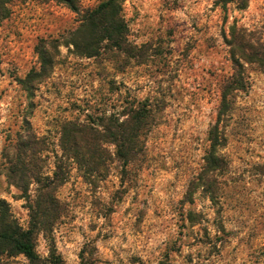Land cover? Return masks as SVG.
Masks as SVG:
<instances>
[{"label": "rangeland", "instance_id": "rangeland-1", "mask_svg": "<svg viewBox=\"0 0 264 264\" xmlns=\"http://www.w3.org/2000/svg\"><path fill=\"white\" fill-rule=\"evenodd\" d=\"M7 8L0 20V201L27 228L28 205L56 170L61 178L49 189L60 203L54 224L36 236L41 261L20 254L6 264H46L52 253L64 264H264V70L244 64L249 88L238 92L231 117L218 120L222 85L234 72L226 37L234 24L264 36V0H125L130 49L92 57L68 44L78 22L66 4L10 0ZM38 46L52 65L24 86L42 66ZM143 105L151 118L129 162L110 136L96 174L64 153L63 122L104 133V124ZM214 125L224 142L212 163ZM27 134L45 137L36 164L43 184L10 171L27 163Z\"/></svg>", "mask_w": 264, "mask_h": 264}, {"label": "trees", "instance_id": "trees-1", "mask_svg": "<svg viewBox=\"0 0 264 264\" xmlns=\"http://www.w3.org/2000/svg\"><path fill=\"white\" fill-rule=\"evenodd\" d=\"M9 1L0 0V20L8 14L7 4ZM59 1L77 14L78 23L68 33L70 36L68 44L73 46L77 54L92 57L101 54V51L107 48L124 52L130 49L129 27L123 8L125 0H103L94 7H83L80 0ZM54 42L56 39L49 40L51 46H54ZM226 43L234 63V72L222 85L221 103L218 109L219 121L231 117L238 92L246 91L249 88L244 64L254 65L256 68L264 70L263 32L249 30L234 24L230 28L229 36L226 37ZM38 53L42 65L40 71L32 70L26 79L22 80L24 86H27L32 79L43 77L52 65L51 56L43 46L40 48L38 46ZM125 114L127 118L116 125L104 124L106 128L104 133L95 127L75 120L63 122L60 145L64 153L68 158L81 164L82 168L84 167V173L96 174L105 167L107 150L103 147V140L110 136L118 147L119 156L126 163L129 162L135 155L143 130L151 118V113L147 106L143 105L133 107ZM209 139L212 148L210 151L211 162L213 163L216 148L224 142V136L220 133L218 125H214L210 129ZM44 141L45 137L26 135V139L21 144L26 148L22 155L27 163L24 161L22 166L14 165L10 170L16 177L18 173H21L18 179L30 177V179L43 184L42 177L36 171V164L43 159L41 154L47 149ZM210 155L208 161L211 158ZM53 176L54 178L50 182L43 184L47 190L38 194L36 205H28L31 219L27 228H23L18 223L10 211L9 204L5 200L0 201V264H6L5 258L20 254L24 255L31 263L41 261L36 249L37 233L50 221V225L54 224L60 207L58 199L49 189L60 180L61 174L56 170ZM15 183L17 184V182ZM41 205L42 209L40 210ZM35 206L39 209L38 211L35 210ZM46 264H64V261L59 254L52 253Z\"/></svg>", "mask_w": 264, "mask_h": 264}]
</instances>
